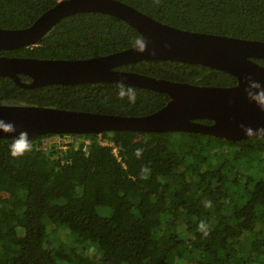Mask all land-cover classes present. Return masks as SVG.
Instances as JSON below:
<instances>
[{"label": "trees", "instance_id": "16d2710c", "mask_svg": "<svg viewBox=\"0 0 264 264\" xmlns=\"http://www.w3.org/2000/svg\"><path fill=\"white\" fill-rule=\"evenodd\" d=\"M58 1L0 0V28L27 27ZM120 1L176 28L264 41V0ZM138 36L115 16L80 12L35 45L0 55L85 59L129 48ZM254 61L264 66V59ZM118 69L201 86L236 83L227 72L175 60ZM118 84L23 88L0 76V104L142 116L169 99L125 84L136 90L130 104L119 99ZM45 136L31 137L32 151L19 159L10 155L14 138H0V264H58L55 248L67 252L69 264H264V139L116 130L100 138L72 134L78 142L62 150L44 149ZM138 147L144 149L139 159ZM143 167L150 169L148 179H141ZM202 221L207 237L198 230ZM49 223L65 226L74 238H57L50 246Z\"/></svg>", "mask_w": 264, "mask_h": 264}, {"label": "water", "instance_id": "95a60500", "mask_svg": "<svg viewBox=\"0 0 264 264\" xmlns=\"http://www.w3.org/2000/svg\"><path fill=\"white\" fill-rule=\"evenodd\" d=\"M80 12L115 16L148 41V51L139 54L132 46L117 52L85 59H39L0 55V76L11 78L23 88L49 84H80L97 81L119 82L164 92L167 103L142 116L66 110L47 106L0 104V119L14 123L17 131L0 138H15L27 131L29 138L53 134H99L104 131L167 132L210 134L228 140L249 138L241 124L254 130L264 127V112L249 101L247 78L264 86V41L184 30L159 22L120 0H59L29 26L0 28V50L35 45L63 18ZM155 50V55L152 51ZM150 60H175L201 64L236 77L231 86H201L176 82L119 66ZM30 81H23L20 75ZM201 120H210L204 123Z\"/></svg>", "mask_w": 264, "mask_h": 264}, {"label": "clouds", "instance_id": "9594fccd", "mask_svg": "<svg viewBox=\"0 0 264 264\" xmlns=\"http://www.w3.org/2000/svg\"><path fill=\"white\" fill-rule=\"evenodd\" d=\"M155 3L159 4L160 0H155ZM131 46L139 53L144 54L148 51V41L143 36L136 37L133 41ZM152 55H155V50L152 51ZM248 87L245 89L247 97L249 101L254 102L259 109L264 112V86H262L259 82L254 80L252 77L247 78ZM118 89V97L121 100L127 99L130 104H135L137 96L136 90L131 87L127 86L123 83H119L117 85ZM240 128L244 131L245 135L249 138H257V139H264V127H260L258 129H253L251 127L245 126L244 124L240 125ZM0 131L5 134H13L17 131L16 126L14 123L7 122L3 119H0ZM33 145L31 143V139L29 138L27 131H20L19 135L13 139L12 144L10 145V155L13 159L22 158L26 153L32 151ZM144 149L143 148H136L135 156L139 159L143 156ZM150 174V169L147 167H143L141 169V179H148ZM205 208H211L212 204L211 201H204ZM198 230L203 233L205 237L209 235L207 225L202 221L199 226Z\"/></svg>", "mask_w": 264, "mask_h": 264}, {"label": "rangeland", "instance_id": "374dc122", "mask_svg": "<svg viewBox=\"0 0 264 264\" xmlns=\"http://www.w3.org/2000/svg\"><path fill=\"white\" fill-rule=\"evenodd\" d=\"M51 224L50 223L48 224V231H47V235H46V241L48 242V244L50 246H51V242L53 243V241H54V243H55L57 241L56 240L57 238L62 239V240L67 238V237L74 238L70 234L68 228H66L65 226H61V225L57 226L55 224H53V225H51ZM14 229H15V232H16L17 229L15 228V226H14ZM67 244L71 248L72 244L71 243H67ZM53 246H54V244H53ZM54 255L56 257V260H57L58 264H69L68 254H67L66 251L62 252V251H60V250L55 248L54 249ZM72 262H73L72 264H76V263H74L73 260H72ZM181 264H188V261L187 260L183 261V262H181Z\"/></svg>", "mask_w": 264, "mask_h": 264}, {"label": "built area", "instance_id": "2783aa9c", "mask_svg": "<svg viewBox=\"0 0 264 264\" xmlns=\"http://www.w3.org/2000/svg\"><path fill=\"white\" fill-rule=\"evenodd\" d=\"M100 134H98L100 138ZM79 138L73 137L72 134H53L42 138L41 145L44 149H48L51 146H56L62 150L68 149L72 144L77 143ZM89 139L85 138L84 143H88ZM102 144H109L107 141L102 140ZM115 152V149H114Z\"/></svg>", "mask_w": 264, "mask_h": 264}]
</instances>
